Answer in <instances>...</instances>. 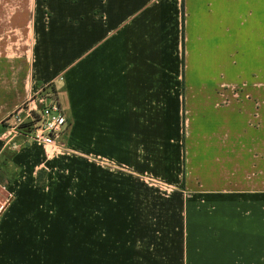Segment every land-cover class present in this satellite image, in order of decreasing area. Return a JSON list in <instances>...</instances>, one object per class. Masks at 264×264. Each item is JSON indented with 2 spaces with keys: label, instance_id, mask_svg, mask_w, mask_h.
<instances>
[{
  "label": "crops",
  "instance_id": "1",
  "mask_svg": "<svg viewBox=\"0 0 264 264\" xmlns=\"http://www.w3.org/2000/svg\"><path fill=\"white\" fill-rule=\"evenodd\" d=\"M47 1L0 12V264H264V0ZM192 50L241 83L192 103ZM61 75L46 153L5 124Z\"/></svg>",
  "mask_w": 264,
  "mask_h": 264
},
{
  "label": "rangeland",
  "instance_id": "2",
  "mask_svg": "<svg viewBox=\"0 0 264 264\" xmlns=\"http://www.w3.org/2000/svg\"><path fill=\"white\" fill-rule=\"evenodd\" d=\"M73 1L65 0L64 6H70ZM51 1L47 0H0V12H52V7L50 6ZM59 1H56L54 5H59ZM64 7V8H65ZM74 12V11H69ZM224 14V12H221ZM243 20L251 24L252 20L248 19L247 15L244 16ZM234 23L236 22L235 18H233ZM205 27L207 29V34H209L210 30V21L209 19L204 20ZM238 24V21L236 22ZM245 30H247L245 26ZM237 36L233 35V44H238ZM68 61L75 59V51L72 50L68 55ZM214 58L210 55H206L201 53L200 51L192 50V54L187 62V69H188V80L189 83H192L193 86H191V92L190 95L193 96L192 103L199 104L203 101V98L205 96L203 95H209V99L207 100L210 102V100H216L215 97H211L212 93L211 91L217 92L218 88H220V84L228 83V84H235V83H241L240 76L242 75L243 71H241V68L245 66H239V65H220V64H214L211 61ZM222 57L218 56V60H221ZM75 61V60H74ZM260 68H264V66H259ZM63 77V75L59 76V79L56 83L49 85L44 92H42L41 96L47 97L49 99H53L57 102L59 101V97L57 95V90L60 88V83ZM260 84H262L260 87L264 88V81H260ZM59 86V87H58ZM61 90V89H60ZM199 92V97H196L194 93ZM203 95H201V94ZM219 94H216L215 96L217 98H220L217 96ZM212 102V101H211ZM60 104V103H59ZM197 104V105H198ZM22 116V113L19 115ZM15 119L11 121L9 124H5V126H10L13 124ZM69 120V118H68ZM66 145V144H65ZM40 151V155L44 158L45 154L42 150ZM64 157L69 158H75L77 157L74 152H68L67 155ZM80 158V157H78ZM82 159V158H81ZM3 161V160H1ZM121 167V166H119ZM124 169V168H123ZM122 169V170H123ZM132 172L135 170L131 169ZM129 171V169H128ZM43 182V181H42ZM38 186V185H37ZM3 192V194H2ZM5 196L4 191L0 189V199L1 197Z\"/></svg>",
  "mask_w": 264,
  "mask_h": 264
},
{
  "label": "built area",
  "instance_id": "3",
  "mask_svg": "<svg viewBox=\"0 0 264 264\" xmlns=\"http://www.w3.org/2000/svg\"><path fill=\"white\" fill-rule=\"evenodd\" d=\"M48 102L39 108L26 106L22 116H17L9 131L12 136L20 137L24 143H36L48 153L49 149L62 147V138L69 129V120L59 102L47 99ZM9 134V135H10ZM11 136V135H10ZM100 166L107 170H120L124 166L102 159ZM121 166V167H119ZM125 169V168H124ZM123 169V170H124Z\"/></svg>",
  "mask_w": 264,
  "mask_h": 264
},
{
  "label": "trees",
  "instance_id": "4",
  "mask_svg": "<svg viewBox=\"0 0 264 264\" xmlns=\"http://www.w3.org/2000/svg\"><path fill=\"white\" fill-rule=\"evenodd\" d=\"M42 171H40L38 174H37V185L38 186H42L43 183L41 182V175H42Z\"/></svg>",
  "mask_w": 264,
  "mask_h": 264
}]
</instances>
